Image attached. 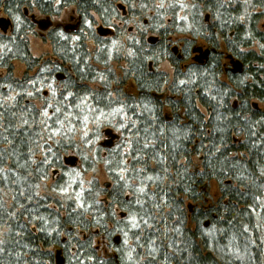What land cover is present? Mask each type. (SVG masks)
Segmentation results:
<instances>
[{
    "label": "trees",
    "instance_id": "trees-1",
    "mask_svg": "<svg viewBox=\"0 0 264 264\" xmlns=\"http://www.w3.org/2000/svg\"><path fill=\"white\" fill-rule=\"evenodd\" d=\"M161 1L72 0L74 33L47 37L55 79L30 52L28 0H7L0 264H264V0ZM98 166L107 181H86Z\"/></svg>",
    "mask_w": 264,
    "mask_h": 264
},
{
    "label": "flooded vegetation",
    "instance_id": "flooded-vegetation-1",
    "mask_svg": "<svg viewBox=\"0 0 264 264\" xmlns=\"http://www.w3.org/2000/svg\"><path fill=\"white\" fill-rule=\"evenodd\" d=\"M71 1L72 0H28L26 5L22 4L23 6L21 5L20 7L23 16L27 18L29 21L33 22L34 25L33 26L34 30L32 34H30V32L27 31L26 34L27 39L29 38V35H34V36L38 35L50 46V51H51L50 55L53 64V72L55 79H57L58 76V73L55 70L57 61L52 54L51 44L47 40V37L50 35L54 36L55 34L58 33L68 34L69 36H71L74 33V30L77 27L75 24L78 23L79 20L82 19V17L77 13ZM125 10L126 7L122 8L121 12ZM7 12H8L7 0H0V37L2 39H8L14 33L11 25L9 12L8 13ZM69 12L71 14L68 16V18L67 16L65 17L67 23H63L62 21L58 20L64 14L67 13L69 14ZM74 21L76 22L74 23ZM143 23L146 24L147 23L146 20L143 19ZM196 49H202L203 51L209 50V55L207 56V60H208L211 54L210 49H207L205 47H197L192 49V54L189 59V62L191 61L192 63L199 64L196 61V54L193 52ZM199 65H203V64H199ZM168 67L171 68L170 65ZM230 67L231 66L229 63V70L231 72ZM226 72H228V68Z\"/></svg>",
    "mask_w": 264,
    "mask_h": 264
},
{
    "label": "rangeland",
    "instance_id": "rangeland-1",
    "mask_svg": "<svg viewBox=\"0 0 264 264\" xmlns=\"http://www.w3.org/2000/svg\"><path fill=\"white\" fill-rule=\"evenodd\" d=\"M179 1L180 0H162L161 1V3L160 2H158L157 4H156V7H158V8H162V7H164L163 9L167 12L170 8H173L175 5H178V3H179ZM181 4V3H180ZM68 14V13H67ZM67 14H64L61 18H59L58 20L59 21H62L63 23H67V21H66V16H67V18H68V16L71 14L70 12H69V14L67 15ZM148 16L149 17H152L153 16V14H151V13H148ZM182 19V18H181ZM76 21H74V23H75ZM147 27L148 25H147V23L146 24H144V23H142V24H138V26L136 27L135 25H133V24H129L128 26H127V28H125L124 29V27H121L120 29H122V31L124 32L125 30H126V33H124V36H125V39H123L124 41L125 40H127V41H129L131 38H129V36L130 35H135V31L138 29V33H141L142 34V32L144 31L143 29V27ZM136 27V28H135ZM137 32V31H136ZM127 33H128V37L126 38V35H127ZM28 44H29V49H30V52H31V54H32V56L34 57V58H38V59H43V60H45L46 58H48V57H50L51 55H50V53H51V51H50V46L48 45V43H46L42 38H40L38 35L37 36H34V35H29V38H28ZM90 46V45H89ZM113 65V67L115 68V70H116V73H117V76L119 77V76H122V73H123V69H124V67H125V64H123L122 62L120 63V62H117L116 64H112ZM169 65L167 64V63H161V64H159V68H158V70H160V71H163V72H166V73H170L171 72V68L170 67H168ZM229 66V65H228ZM24 71H23V67L20 65V63H17V62H15L14 63V74H15V76L16 77H18V78H21L22 76H23V73ZM120 78V77H119ZM119 78H117V81L119 80ZM42 95H43V97H47V95H48V90H44V91H42ZM36 106L37 107H41V103H39V102H36ZM116 114H117V112H114V115H111L112 116V118H111V116H110V119H103V118H101V117H97L96 118V123H95V126L97 125V124H105V125H108V124H110L111 122H113V120L116 118ZM121 119V118H120ZM119 119V121L121 122L122 120H120ZM118 121V119H117V125H118V127H120V125H119V122ZM123 125V124H122ZM100 126V125H99ZM97 127L96 128V130H98V128H100V127ZM101 127H105L104 125H102ZM86 131L85 132H83V137H89V140H91L92 138L94 139L95 138V142L94 143H99V142H102L103 141V139H104V137H103V135L101 136V137H97V136H95L96 135V133L93 131L94 130V127H92V125H88L86 128ZM122 134H119V137H122L121 136ZM77 139L78 138H75L74 139V141L75 142H77ZM93 143V144H94ZM95 144V145H96ZM71 155V154H70ZM85 178H86V181H89V180H91L92 178L93 179H96L98 182H100L101 184H103V183H105L106 181H107V178H106V175H105V172H104V169H103V167L102 166H98V167H96L95 168V170L93 171V172H91V173H89V174H87V175H85ZM97 241H98V243H99V240L97 239Z\"/></svg>",
    "mask_w": 264,
    "mask_h": 264
},
{
    "label": "water",
    "instance_id": "water-1",
    "mask_svg": "<svg viewBox=\"0 0 264 264\" xmlns=\"http://www.w3.org/2000/svg\"><path fill=\"white\" fill-rule=\"evenodd\" d=\"M195 54H197L196 56V61L199 63V64H202L204 61L207 60V56L209 55V51L208 50H202V49H196L193 51ZM231 72L233 74H240L242 73V70H243V65L240 61H234L232 60L231 61ZM58 255H59V252H58ZM59 264L62 263V261H59L58 262Z\"/></svg>",
    "mask_w": 264,
    "mask_h": 264
},
{
    "label": "bare ground",
    "instance_id": "bare-ground-1",
    "mask_svg": "<svg viewBox=\"0 0 264 264\" xmlns=\"http://www.w3.org/2000/svg\"><path fill=\"white\" fill-rule=\"evenodd\" d=\"M208 226V223H205V227H207Z\"/></svg>",
    "mask_w": 264,
    "mask_h": 264
}]
</instances>
